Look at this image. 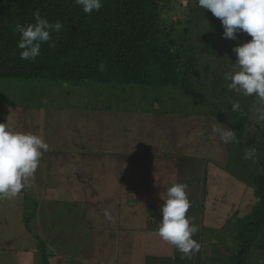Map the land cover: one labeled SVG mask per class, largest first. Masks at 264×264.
<instances>
[{
    "label": "rangeland",
    "instance_id": "rangeland-1",
    "mask_svg": "<svg viewBox=\"0 0 264 264\" xmlns=\"http://www.w3.org/2000/svg\"><path fill=\"white\" fill-rule=\"evenodd\" d=\"M164 3L171 8L169 12H161L154 36L173 54L181 47H187L189 43L187 41H192V45L196 46L193 59L198 65L195 68L189 67L190 70H194L187 77H184L187 68L182 66L181 70L184 80L190 81L191 90L185 89L186 82L178 87L170 85L149 89L140 86L124 88L90 81L69 85L45 80L0 79V122L5 121L7 126L13 124V116L6 115V112L9 113L11 109H21L25 114L24 118L19 116L15 120L19 125L25 126L27 132L41 135L47 144L55 134L66 138L63 144L59 139L57 140V151L65 154H60L57 161L52 162L51 172L45 170L49 164H43L46 153L52 151L50 147L40 159L35 174L41 175L42 182L35 187L29 182L17 197L0 199L2 222L15 221L21 226L15 236L19 246L21 242L23 245L14 249L13 246L18 243L11 242L12 252H24L28 261L34 257L37 259L35 264H45L46 259L49 264H63L64 257L73 264H84L83 262L116 264L118 252L114 248L112 251V246L109 248V244L114 243L113 238L117 237L119 231L124 235H130L126 215L137 217V221L134 222L138 224L144 220L143 226H148L151 222L150 218L157 215L156 224L159 226L161 213L146 215L139 208L138 201L132 200L134 196L130 197L133 193L131 189L123 198L119 193L113 192L112 188L114 178L125 182V173L112 175L111 171L113 165L120 161L119 156L120 165L123 158L133 167L139 162L137 158L128 159L119 152L140 150L149 130L157 132L164 138L160 153L170 147L180 150L181 153H188L191 147L196 151L200 146L202 149L210 150V160L216 166L220 164L224 166L228 159L230 171H236L239 175L246 172L254 175L260 170L259 166L264 160V121L259 120L254 111L260 106V101L255 96L244 97L229 90V81L224 79L225 72L234 71L237 56L233 48L250 41L251 37L246 33L238 32L237 40L224 38L220 19L207 9H202L205 24L194 23L190 10L193 5L200 8L197 0H187L186 6L184 0H164ZM181 18H188L190 21L191 34L195 36V40H188L189 34H185L184 29L175 26ZM188 57L184 61H189ZM161 101L164 106L161 105ZM236 102L240 104V110L234 112L232 106ZM146 104L151 105L154 110L148 112ZM220 126L229 130H234L236 127L234 132L238 142L228 144L221 142L217 134L212 131L214 127ZM154 136L156 137L152 135ZM121 140L124 141L120 142ZM236 147L241 150L238 157L228 151V148ZM250 148L257 149V163L243 158L245 150ZM114 149H117V153ZM244 161L249 162L248 169L242 168ZM141 168L146 169L149 181H155L156 174L151 169L152 166L143 165ZM216 174L214 178L216 182L211 180L209 183L193 182L189 179V175L180 173L178 177L180 182L192 184L194 190L186 189L187 196L192 204L193 199L200 202L194 209L202 221L208 222L209 226L221 228L211 231L213 235L210 232L206 234L215 237L216 241L220 238L226 243L225 250L221 252L219 246L218 251L216 250L224 256L220 261L223 264H234L240 248L239 231L258 199L256 193L251 194L239 186L231 188L229 185L232 182H228V175ZM104 182L106 187L103 192L101 186ZM198 183L200 187L206 183L205 192L200 194L202 189L197 188ZM228 195L240 196L242 203L234 200L233 206H246L233 228L232 235L228 227L231 220L227 212L233 207L228 204ZM5 200L8 201L4 202ZM18 200H21V206L12 214L11 208L16 206ZM50 206L56 208V218L62 217L60 221L44 220L46 214L53 211ZM251 208V212L248 213ZM105 210L111 214V220L105 217ZM155 210L160 211V208ZM79 213L80 216L83 213L92 216L97 225L95 228L100 232L103 230V233L97 234L92 230L84 229L79 222L80 217L76 219L75 216ZM52 216L51 214L50 218ZM118 219L120 225L115 228ZM63 220H69L71 223L65 226L62 224ZM97 220L100 223H97ZM22 221L29 222L23 225ZM140 233H143L140 227L134 230V234ZM9 234L4 232L5 236L8 235L4 236L5 239L13 241L14 236ZM90 237L95 246L100 244L98 243L100 240L106 242L108 248H105L107 244L104 243L102 247L100 246V250L95 249L92 252L91 257L87 256L86 248L90 245ZM260 239L254 244V249L248 253L246 262L242 264H264V229ZM61 250L64 257L59 255ZM151 262L157 264L155 259H151Z\"/></svg>",
    "mask_w": 264,
    "mask_h": 264
},
{
    "label": "trees",
    "instance_id": "trees-1",
    "mask_svg": "<svg viewBox=\"0 0 264 264\" xmlns=\"http://www.w3.org/2000/svg\"><path fill=\"white\" fill-rule=\"evenodd\" d=\"M170 8L164 0H103L99 12L86 14L74 0H0V79L45 80L69 85L90 81L149 89L178 87L186 82L185 89L191 90L190 81L184 80L181 70L182 66L187 68L184 75L187 77L194 70L189 67L198 65L193 59L196 46L185 40L188 46L173 54L154 36L161 12H169ZM37 10L51 23L60 21L63 28L51 34L54 47L42 44L34 62L21 60L20 34L15 31V25L35 23ZM190 14L194 23L205 24L202 9L193 5ZM189 24L188 18H181L175 26L189 34L188 40H195ZM187 57L189 61H184ZM101 62L103 70L99 68ZM161 105L164 106L162 101ZM147 107L148 112L154 110L151 105ZM259 167L249 177L258 201L239 231L240 248L234 264L246 262L264 229V160ZM233 174L244 180V174L236 171ZM45 264H49L48 259Z\"/></svg>",
    "mask_w": 264,
    "mask_h": 264
},
{
    "label": "crops",
    "instance_id": "crops-1",
    "mask_svg": "<svg viewBox=\"0 0 264 264\" xmlns=\"http://www.w3.org/2000/svg\"><path fill=\"white\" fill-rule=\"evenodd\" d=\"M6 115L13 116V120H12L13 124H10L8 127L16 131L27 132V128L25 126L19 125L15 120V118L19 116H22L24 118L25 114L21 112V109H11L9 113L6 112ZM0 123L6 124V122L3 120ZM152 135H156V137L155 136L152 137ZM217 137H219L218 134ZM46 139H48V137ZM58 139L62 144L66 142V138H62V136H59V134L53 135L51 137L50 142L47 141L49 144L48 146L51 148L52 151L46 153L47 156H44L43 164H47V165L49 164V166H47L45 170H48L50 172H51L50 168L53 165L52 162L57 161V157H60V154H65L62 153V151H60L61 153L57 151L58 149L56 143H58L57 142ZM163 140L164 138L160 137L157 134V132L149 130L148 136L146 139L143 140L140 150L133 152L131 149L128 151L119 152L128 159L133 158L135 160L137 158V160L139 161L138 163L136 162L137 165H135V167L131 166L124 158L122 159V163L120 165L121 157L119 156L120 161L114 164L113 168H111L112 175L115 173L116 174L125 173L124 175L126 176L125 182H120L118 180L119 178H114V182H112L113 192H117L119 193V195H122L123 198H125V193H127L128 190L131 189L133 193H131L130 197L134 196L132 200L136 202L138 201L139 208L142 211H144L146 215L147 213H149L150 215L154 213H161L160 211L155 210L157 208L161 209L162 205L164 204V201L161 199V195L163 193H166L167 188L171 187L174 183H184V182H180V179L178 177L179 173L182 175H189V179H191L193 182H206V183L211 182V180L216 182L214 180L215 176L217 175L216 173H223L228 175V182H232L229 185L231 188L239 186V188H243L244 190L251 192V194L255 193V189L252 187L250 183L249 177L251 176V173L250 172L244 173V180L239 176H235L233 174V171H230V164L228 163V159L227 161H225L224 166L223 164L216 166L215 163L212 160H210L211 158L210 150H206V148L202 149L200 146L196 149V151H193V147H191V150L188 153H181L180 150L172 149L171 147L170 149L160 153L159 151L161 149L162 146L161 143ZM122 141L124 140H121L120 142ZM232 147L234 146L232 145ZM228 151H230V153L232 152L236 157L240 156V152H241V150L238 149V147H236L235 149L228 148ZM114 152L117 153V149H114ZM230 153L228 154V158L230 156ZM66 154L68 153L66 152ZM48 159L49 161L47 162ZM143 165L152 166L151 169H153V172L157 176L156 177L154 175L155 181H149L147 179L148 175L146 169L141 168V166ZM241 166L244 169H248L249 162L244 161ZM29 182H32L33 187H35V185L37 186L39 182H42L41 175H39V173H36L34 177L30 179ZM206 183H203L202 187H200V183L197 184V188L199 190L200 188L202 189V191H200V194L201 192L206 191L205 188ZM105 184L106 183L104 182V184L101 186L103 192H104V188L106 187ZM186 185H187V189H189L190 191L194 190L190 182H186ZM186 192L188 194L187 190ZM234 200L240 201L242 203L240 196L228 195V204L232 205L233 207L228 209V212L230 214L227 212L229 219L231 220V222L228 223V227H230L231 235L234 234L233 228L236 226L239 217L243 213V210L246 208V206H237V205L233 206L232 203ZM6 201L8 200H5L4 202ZM244 201L245 199L243 200V202ZM20 202L21 200H18L16 202V206L12 208L10 207L12 214L16 213L18 208H20L21 206ZM192 202L193 204L190 202L191 207L189 208L186 214L189 213L187 216L194 218L193 222L199 226V231L193 236V239H195L201 244L200 251L193 256V259L191 260L182 259L181 258L182 254L179 251H177L172 245L163 241L159 237L157 233L158 224H156L157 215L150 218L151 222L149 223L148 226L142 225L144 222L143 219H142L143 221L138 224V222H134L137 221L138 219L137 217H134L133 215H128V216L126 215L127 217L126 223L127 226L129 227L128 229H130V235H124L122 231H119L117 237L113 238V240H115L114 243L109 244V248H111L112 246V251L114 248L115 251L118 252L117 255L118 258L116 264H152L151 259H155L157 264H223L220 261V259L224 258V256H222L220 253H217L216 250L218 251V246H219V250L222 252L227 248V245L226 243L223 242L222 239L220 238L218 239V237H216L219 240L216 241L215 237L213 236L211 237V235H213L211 231L218 230L221 228L216 226H209L208 222L202 221L198 212H196L194 209L197 208L200 202L197 199H193ZM50 208L53 209V211L48 212L44 217V220L47 221L48 219H53L54 221H60L62 217L56 218V213H55L56 208L53 206H50ZM251 210L252 208L248 212L247 209V212L250 213ZM191 211L192 213H190ZM7 213L10 214V211L7 210ZM51 214L53 215L52 218H50ZM75 216L76 219L80 217L79 222L82 223L84 229L92 230L97 234L103 233V230H101L100 232V230H97V228H95L97 225H95L92 216L87 215L85 213H83L81 216L80 213L78 215L76 214ZM242 219L243 218H240V220ZM28 222H23V225H25V223ZM70 223L71 222H69V220L62 221V224H64L65 226L66 225L68 226ZM97 223H100V221L97 220ZM85 224H86V228H85ZM118 224L120 225V219L116 220L115 228L117 227ZM0 227L5 233H10L9 235L14 236V238H12L13 241H7L5 237H7L8 235L5 236L4 232L0 230L1 233L0 234L1 235L0 264H35L37 259H35L34 257L33 258L31 257L30 260L28 261L27 256L24 252L22 253L12 252V247L10 246L11 242L17 241L18 243L16 246H13L14 249H18L19 247H21V245H23V243L20 241L21 245L19 246V241L15 236L16 234H18L17 229L21 227L20 224L15 221H10V223H3L2 219H0ZM139 227L140 229H142L143 233L134 234V230H136ZM208 232H210L211 235L207 236L206 234ZM98 243L100 244H97V246H95L91 238L90 245L87 246L86 248L87 256L91 257L92 252L95 249L100 250V246L102 247L104 243L107 244L106 242H101L100 240ZM105 248H108V244ZM59 255L61 257H64L62 250ZM67 260L68 259L64 257L63 264H66ZM83 263L87 264L90 262H83ZM68 264H73V263L70 260H68Z\"/></svg>",
    "mask_w": 264,
    "mask_h": 264
},
{
    "label": "clouds",
    "instance_id": "clouds-1",
    "mask_svg": "<svg viewBox=\"0 0 264 264\" xmlns=\"http://www.w3.org/2000/svg\"><path fill=\"white\" fill-rule=\"evenodd\" d=\"M74 2L86 14L99 12L103 7V0ZM184 2L186 6L187 0ZM197 2L201 9L209 10L213 16L220 19L224 38L237 40L238 32L251 37L250 41L233 48L237 56L234 71L225 72L224 79L229 81V90L244 97L258 98L260 106L254 111L258 119L264 121V0H197ZM34 18L35 23L15 25V31L20 34L18 41V47L22 49L20 59L32 62L40 55L42 44L55 46L51 34L59 33L63 28L60 21L51 23L48 19L42 18L39 10L34 13ZM99 68L104 69L103 62ZM238 110L240 104L233 103L232 111ZM212 131L218 134L220 141L225 144L238 142L235 132L223 126L214 127ZM48 147L41 135L16 131L7 124L0 123V199L15 198L29 185ZM243 158L255 163L257 149L245 150ZM186 189V184L174 183L161 195L164 204L160 209L162 219L157 233L163 241L182 254V259L191 260L200 251L201 244L193 239L199 231V226L193 222L194 218L186 215L191 207ZM104 215L109 220L112 219L107 210Z\"/></svg>",
    "mask_w": 264,
    "mask_h": 264
}]
</instances>
